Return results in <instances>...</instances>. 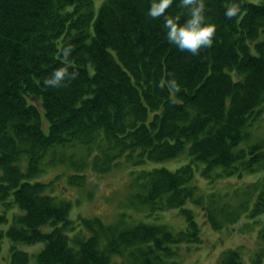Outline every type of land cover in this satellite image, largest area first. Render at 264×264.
Returning a JSON list of instances; mask_svg holds the SVG:
<instances>
[{"label":"trees","instance_id":"trees-1","mask_svg":"<svg viewBox=\"0 0 264 264\" xmlns=\"http://www.w3.org/2000/svg\"><path fill=\"white\" fill-rule=\"evenodd\" d=\"M229 2L207 0L216 42L193 56L168 43L164 18L148 15L151 0H99L97 11L95 0H0V250L8 240L9 264H178L182 247L202 243L186 207L205 197L197 175L214 183L264 169V1L245 0L243 16L232 19ZM181 11L174 3L168 14ZM66 48L65 86H45L65 66ZM162 80H175L180 92ZM180 157L187 161L176 169H141L129 184L149 215L178 209L186 220L179 232L72 220L69 203L53 193L59 177L80 187L123 161L138 167ZM56 166L64 172L39 180ZM253 186L240 208L251 219L264 214V178ZM230 194L207 196L227 218L240 215L229 210ZM215 210L205 213L220 230ZM18 244L42 248L32 257ZM217 264L244 261L228 250Z\"/></svg>","mask_w":264,"mask_h":264},{"label":"rangeland","instance_id":"rangeland-1","mask_svg":"<svg viewBox=\"0 0 264 264\" xmlns=\"http://www.w3.org/2000/svg\"><path fill=\"white\" fill-rule=\"evenodd\" d=\"M248 1L258 3L264 0ZM99 5V0H95V11L98 10ZM45 126L46 123H44V131H47ZM261 132L257 134L262 136ZM184 158V160L180 157L159 163L145 162L138 167L134 166L131 161H123L101 176L97 174L89 176V181L80 187L70 185L64 178L59 177L54 181L53 193L69 203V216L72 220H79L80 217H99L105 223L121 222L126 226H133L139 222H149L165 224L173 232H179L184 230L186 220L178 209H167L158 212L156 215H149V209L144 204L132 200L133 196L140 192V189H130L129 184L141 169L165 167L174 170L187 161V157ZM63 172L64 168L60 166L47 167L45 172L39 176V180L45 183L51 182L55 176L57 178V175ZM262 178H264V169L252 174H245L241 178L219 179L214 183L197 175L194 184L201 190L198 196L205 197L201 205L193 206L192 203H187L186 207L194 211L195 219L198 224H201L202 243L198 246L182 247L176 260L178 264H217L218 258L228 250L238 251L244 264H264V240L259 238L260 230L264 224V214L251 219L248 207L244 208L246 210H240L245 205L242 204L248 200V195L254 188L253 185ZM217 191L227 194L231 192L229 196L231 208L229 210L232 211L234 208L240 215L227 218L220 207L217 206L215 210L214 207L210 206L207 196L211 192L216 193ZM237 192L241 193L237 194ZM250 204V208H253ZM206 208L215 210L212 218L218 226L221 222L224 225H221L220 230L212 228L205 213ZM13 212L16 213L17 210L11 208L8 211L9 219ZM232 219L234 220L231 221ZM10 245L8 240L1 243L0 264H9ZM17 247L34 257L42 248V244L33 246L18 244Z\"/></svg>","mask_w":264,"mask_h":264},{"label":"clouds","instance_id":"clouds-1","mask_svg":"<svg viewBox=\"0 0 264 264\" xmlns=\"http://www.w3.org/2000/svg\"><path fill=\"white\" fill-rule=\"evenodd\" d=\"M207 0H151L148 15L153 19L164 18L163 28L168 43L174 45L182 52H188L193 56H198L203 49H211L216 42L217 25L209 22L206 15ZM182 10L176 15L168 14V10L174 4ZM245 0H230L225 9V16L228 19L243 16L242 5ZM71 48H66L63 52L65 66L52 71L49 77L43 81L44 85L51 88L65 86V78L69 77L71 61L68 57ZM78 72L71 71L70 78L75 80ZM161 87L167 86L171 92L179 93L180 86L175 80L161 81Z\"/></svg>","mask_w":264,"mask_h":264}]
</instances>
